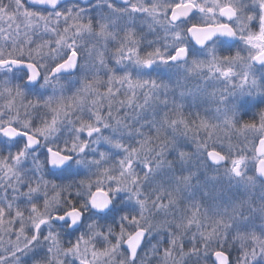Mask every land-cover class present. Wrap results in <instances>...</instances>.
<instances>
[{"label": "snow or ice", "instance_id": "6c2138e0", "mask_svg": "<svg viewBox=\"0 0 264 264\" xmlns=\"http://www.w3.org/2000/svg\"><path fill=\"white\" fill-rule=\"evenodd\" d=\"M0 264H264V0H0Z\"/></svg>", "mask_w": 264, "mask_h": 264}]
</instances>
